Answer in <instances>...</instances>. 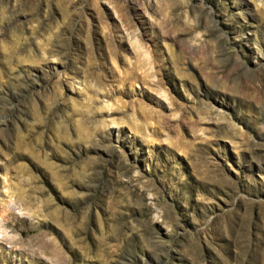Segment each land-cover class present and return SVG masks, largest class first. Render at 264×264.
<instances>
[{"label":"rangeland","instance_id":"obj_1","mask_svg":"<svg viewBox=\"0 0 264 264\" xmlns=\"http://www.w3.org/2000/svg\"><path fill=\"white\" fill-rule=\"evenodd\" d=\"M0 264H264V0H0Z\"/></svg>","mask_w":264,"mask_h":264}]
</instances>
